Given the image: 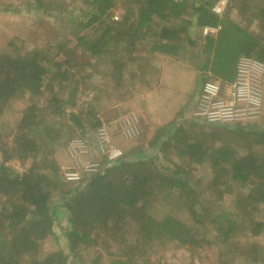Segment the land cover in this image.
I'll use <instances>...</instances> for the list:
<instances>
[{
	"label": "rangeland",
	"instance_id": "1",
	"mask_svg": "<svg viewBox=\"0 0 264 264\" xmlns=\"http://www.w3.org/2000/svg\"><path fill=\"white\" fill-rule=\"evenodd\" d=\"M230 1L225 7L224 15L263 37L264 43V25L259 20V10L264 6V0ZM90 2L91 0H46L43 6L36 4L34 0H0V51L5 49L10 52L8 43L11 40L24 42L28 50L40 48L45 42L47 47L50 43L57 44L59 36L71 25H75L76 32L96 37L103 29L101 27L95 32L98 23L82 28L85 21L81 26L76 18L68 21L69 16L79 13L78 9L83 13L89 12ZM54 6L56 9H53ZM130 6L133 10L136 8L128 0H116V5L110 9L106 22H119ZM69 11L72 13H68ZM114 16L119 19L115 20ZM75 43L73 40L71 46ZM129 43V40L124 43L128 49ZM109 46V49H113L111 44ZM145 47L137 43L131 52H127L122 45L119 47V50L124 52L123 57L130 59L120 80L112 77L106 66L93 59L89 66L86 62L88 56L80 54L81 64L76 70L75 78L72 79V75L70 82H64L65 92L61 90L58 78L53 81V91L43 87L41 95H20L9 101L0 113V163L12 174H23L32 163L30 158L19 157L13 149L14 127L20 112L28 106L42 108L45 123L48 125L53 119L56 123L54 127L58 130V133H52L56 138L41 155L40 163L45 164L48 169L39 165L40 170L47 173L44 177L48 179L43 180L41 184L49 191L48 206L53 217L52 231L42 241L40 255L59 252L65 255V264H264V230L256 236H253L250 230L252 220H264V205L255 209L251 204L246 206L247 202H250L248 199L251 200L248 197L250 190L260 194L262 184H211L212 169L208 161L202 164L191 161L189 163L186 158L177 155V148L185 149L189 142L198 139L212 147L223 145L227 146L229 151L237 150L240 153L252 151L264 158V142H259L253 137L249 139L245 134L239 136L235 128L264 126V105L259 117L239 122L207 123L192 117L190 112L202 88L198 74L193 77L192 74L184 73L182 68L177 69V66H184L182 60H163L162 63H166V78L162 84L159 67L161 60L146 55L148 58L145 56L146 62L143 61V55L140 54H143ZM192 63L197 64L195 57ZM142 65H151L157 71H151L152 76L145 77L144 80L140 73ZM72 71L70 70L71 73ZM205 79L207 81L211 78L207 76ZM190 87L191 92L187 94ZM53 94L58 98L56 103L51 99ZM145 96L149 101H144ZM169 105L177 106L178 109L174 121L183 118L180 121L182 123H179L181 129H176L179 140L166 142V145L159 146L156 154L143 160L148 162L147 165L152 170L161 173L170 168L169 166L172 168L173 161L186 166L188 176L184 178L195 194H180L176 188H172L176 184L169 181V184L154 187L151 195L148 194L140 200L139 205L142 213L158 221L167 215H173L195 234L199 242L193 245L169 239L166 235L152 236L151 226L147 225V237L151 240L138 243L136 218L125 219L118 225L119 231L114 234H110L113 228L106 231L91 227L89 220L86 229L94 242L90 245L79 244L76 251L71 252L65 236V231L69 230L71 225L67 202L72 189L88 175L86 168L93 167L92 163L96 162L100 163L99 168L103 166V155L98 149L96 133L101 128L105 129L111 144L123 153L120 158L135 153L152 152L151 143L158 128L170 125H157L158 122L169 119V113L175 109ZM146 106H150V109H146ZM73 113L80 117L83 132L71 119ZM126 117H135L139 125L138 131L130 137L126 136L121 128L122 120ZM216 124L229 125V128H220L221 126L217 127ZM70 172H78L79 179L70 180L67 176ZM222 181L223 177L220 182ZM8 192L12 193V189L1 191L0 188V206L5 200L13 198ZM226 218L235 220L239 226L231 234L229 241L222 243L219 238L220 229L225 225ZM13 234L1 214V251L5 249L3 243L6 242V236L11 238ZM149 242L152 243L148 244ZM27 258L28 256H24L22 260L26 261Z\"/></svg>",
	"mask_w": 264,
	"mask_h": 264
},
{
	"label": "trees",
	"instance_id": "2",
	"mask_svg": "<svg viewBox=\"0 0 264 264\" xmlns=\"http://www.w3.org/2000/svg\"><path fill=\"white\" fill-rule=\"evenodd\" d=\"M34 1L44 6L46 0ZM128 1L136 8L133 10L131 6L128 7L127 14L119 22H106L110 9L116 5V0H91L89 12L83 13L78 9V14L68 17V21L76 18L79 26L85 21L82 28L98 23L95 32L101 27L103 29L96 37L76 32L75 25H71L59 36L57 44L49 42L48 47L45 42L40 48L28 50L24 42L11 40L8 43L11 51H0V113L9 101L20 95H41L43 87L53 91V81L58 78L60 88L65 92L64 82H70L72 75V79L75 78L76 70L81 64L80 54L88 56L86 62L89 66L93 59L106 66L112 77L120 80L123 70L130 62V59L123 57L124 52L119 50L121 45L127 52H131L132 47L135 48L137 43H140L141 46H146L143 54H140L143 58L146 55L149 58L164 55L172 60L191 64V69L195 70L196 66L200 86L204 84L207 76L223 83L232 82L236 76L237 61L241 56H254L264 61L263 37L224 13H215L212 7L217 0ZM53 9H56V6ZM259 11V20L264 25V6ZM204 26H219L220 29L215 34L202 35ZM150 31H153L152 34H149ZM73 40L76 43L71 46ZM128 40L129 49L124 45ZM110 44L113 49H109ZM147 56L145 58H148ZM193 57L197 64L192 63ZM145 58L143 61L146 62ZM140 68L143 79L150 78L151 71H157L151 65H142ZM70 70H73L72 73ZM51 99L55 103L58 100L54 94ZM42 110L44 109L35 105L26 107L20 112L14 127L13 149L22 159H31L29 169L23 174H12L0 163L1 191L12 189V193L8 194L13 197L5 200L0 206V215L5 217L14 233L11 238L6 236V242L3 243L5 249L1 251L0 248V264H65V255L51 252L41 256L39 249L53 226V217L48 206L49 191L41 184L48 177H44L47 173L40 170L39 165L48 169L45 164L40 163L41 155L56 138L52 133H58L53 119L48 125L45 123ZM188 112L189 110L186 113ZM71 119L83 132L80 117L73 113ZM180 119L172 121L169 126L158 128L151 143L152 152L135 153L106 161L100 171L85 176L72 189V193L67 192L71 195L67 202L71 225L70 229L65 231V236L71 252L74 253L79 244L90 245L94 242L86 229L89 220L91 227L106 231L113 228L110 234H114L119 231L118 225L125 219L136 218L138 243L149 240L147 225L151 226L152 236L166 235L169 239L193 245L199 242L195 234L173 215H167L158 221L142 213L139 205L140 200L148 194L151 195L154 187L169 184V181L176 184L172 188H176L180 194H195L184 178L188 176L186 166L173 161L172 168L169 166L170 168L161 173L152 170L147 165L148 162L143 160L156 154L159 146L166 145V142L179 140L176 129H181L180 121L183 118ZM96 120L99 124V120ZM216 126L229 128V125L225 124ZM235 128L239 136L245 134L249 139L253 137L259 142H264V126ZM177 151V155L186 158L189 163L191 161L202 164L208 161L212 169L211 184H262L260 194L250 190L248 197L251 200L248 199L250 202H247L246 206L251 204L255 209L264 205V158L255 152L229 151L227 146L216 148L198 139L189 142L185 149L177 148ZM222 177L224 181L220 182ZM140 214L142 216H139ZM237 226L239 224L235 220L225 219L219 236L222 243L229 241ZM250 230L253 236L259 235L264 230V220H252ZM150 243L152 242L148 244ZM24 256H28V260H22Z\"/></svg>",
	"mask_w": 264,
	"mask_h": 264
},
{
	"label": "built area",
	"instance_id": "3",
	"mask_svg": "<svg viewBox=\"0 0 264 264\" xmlns=\"http://www.w3.org/2000/svg\"><path fill=\"white\" fill-rule=\"evenodd\" d=\"M229 0H217L212 10L222 15ZM118 20V16H114ZM220 27L204 26L202 35L215 34ZM264 105V61L254 56H241L236 65V76L232 83L224 84L218 79H208L202 85L190 115L207 123L239 122L259 117ZM135 117L122 120L121 128L126 136L138 131ZM99 152L103 155L101 164L117 160L123 153L111 144L104 128L96 133ZM77 142V141H76ZM80 143V142H77ZM102 164V165H103ZM100 163L86 168L88 175L100 171ZM70 180L79 179L78 172L67 174Z\"/></svg>",
	"mask_w": 264,
	"mask_h": 264
},
{
	"label": "crops",
	"instance_id": "4",
	"mask_svg": "<svg viewBox=\"0 0 264 264\" xmlns=\"http://www.w3.org/2000/svg\"><path fill=\"white\" fill-rule=\"evenodd\" d=\"M155 56H157V57H155V58H157V60H161V63L159 62L160 77H161V83L164 84V79L166 78V74H165V70H166L165 65H166V63L165 62L162 63V61L163 60L164 61H169V60H172V59H170L169 57H166L164 55H155ZM182 65H184V66H177V69L182 68L184 73L187 72V73H189V75L192 74L193 77L198 74V71L191 69L190 65H188V64H182ZM191 89H192V87H190V89L188 90L187 94H190ZM148 94H151V93H148ZM149 96L150 95H148V97H147L148 99H149ZM186 97H188V96H186ZM147 98L145 96V99H144L145 102L149 101ZM164 103L167 104V102H164ZM169 106H171V108L174 107L173 105H169ZM174 108L175 109L171 110V112H170L171 114L169 113V119L168 120L165 119V121L158 122L157 125H165V124H169L172 121H174L175 117H176V114H178L177 113V111H178L177 106H175ZM146 109H150V106H146Z\"/></svg>",
	"mask_w": 264,
	"mask_h": 264
}]
</instances>
